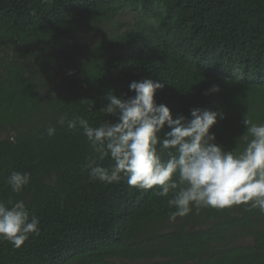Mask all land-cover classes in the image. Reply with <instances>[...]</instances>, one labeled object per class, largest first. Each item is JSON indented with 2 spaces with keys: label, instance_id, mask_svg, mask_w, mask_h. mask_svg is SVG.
Segmentation results:
<instances>
[{
  "label": "trees",
  "instance_id": "1",
  "mask_svg": "<svg viewBox=\"0 0 264 264\" xmlns=\"http://www.w3.org/2000/svg\"><path fill=\"white\" fill-rule=\"evenodd\" d=\"M136 6L158 27L137 26L103 38L81 62L67 59L71 86L46 103V65L86 25ZM144 79L163 85L154 99L173 118L190 120L194 107L222 113L210 132L226 151H242L244 115L264 123V0H0V134L12 131L0 136V199L23 200L40 220L19 248L0 239V264H264L258 209L193 207L172 221L171 193L159 197L155 186L132 187L126 177L89 179L90 145L59 118L114 121L100 110L106 94L134 96L129 84ZM47 105L57 114L54 136L45 132ZM12 171L31 175L20 193L6 184ZM243 237L251 242H234Z\"/></svg>",
  "mask_w": 264,
  "mask_h": 264
},
{
  "label": "clouds",
  "instance_id": "2",
  "mask_svg": "<svg viewBox=\"0 0 264 264\" xmlns=\"http://www.w3.org/2000/svg\"><path fill=\"white\" fill-rule=\"evenodd\" d=\"M162 87L144 79L129 84L134 96L107 93V103L100 110L116 119L105 120L98 127L84 116L59 118L61 126L67 123L70 131L82 132L90 145L93 155L85 163L89 179L112 184L126 177L132 187L155 186L159 197L171 193L167 204L174 209L169 213L172 221L188 215L193 207L247 205L248 210L264 213V123L253 122L245 114L242 123L246 131L237 138V143L245 140L243 150L226 151L210 132L223 114L194 107L190 120L183 115L173 118L170 109L154 99ZM211 91H219V87ZM93 108L92 101L88 110ZM166 125L171 130L160 138L157 134ZM45 132L54 136L56 128L48 126ZM165 151L167 159H162L160 153ZM106 159L110 161L107 165ZM30 179L28 172L12 171L6 184L20 193ZM39 224L23 200L0 199V239L19 248L31 234L39 233Z\"/></svg>",
  "mask_w": 264,
  "mask_h": 264
},
{
  "label": "rangeland",
  "instance_id": "3",
  "mask_svg": "<svg viewBox=\"0 0 264 264\" xmlns=\"http://www.w3.org/2000/svg\"><path fill=\"white\" fill-rule=\"evenodd\" d=\"M137 26L147 28H157L158 20L145 14L139 6L125 7L122 12L110 21L101 23H90L82 28L74 38L73 43L69 46L63 58L54 59L46 65L43 83L40 88V94L47 103L52 98L65 94L72 81L68 78L73 69L70 62L78 63L83 61L85 54L93 48L103 38L117 35L118 33L131 30ZM68 59V60H67ZM57 119V114L48 105L44 110V121L46 127L51 126ZM12 131L7 130L0 136L10 134ZM205 224H202V227ZM235 243H250L251 238L243 237L234 241ZM118 264V262H115Z\"/></svg>",
  "mask_w": 264,
  "mask_h": 264
}]
</instances>
